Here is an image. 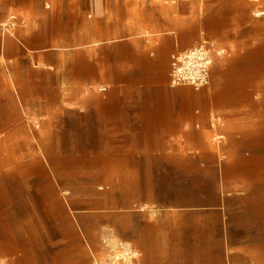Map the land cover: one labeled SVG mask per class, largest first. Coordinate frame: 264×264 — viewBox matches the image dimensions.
<instances>
[{
	"label": "crops",
	"instance_id": "0c3cea01",
	"mask_svg": "<svg viewBox=\"0 0 264 264\" xmlns=\"http://www.w3.org/2000/svg\"><path fill=\"white\" fill-rule=\"evenodd\" d=\"M172 4L0 0V22L17 18L13 34L0 37V59L22 68L11 75L18 90L32 92L26 112L32 120L58 123L64 136L88 139L98 155L127 156L114 166L119 178L88 182L106 186L95 203L110 211L93 217L105 218L111 232L120 229L123 264H264V98L253 83L257 72L205 39L213 47L211 67L215 58L229 63L210 71L203 89H211L209 98H178L186 91L168 85L170 56L199 41L181 32L187 20L169 18L182 7ZM2 74L0 108L3 85L10 89ZM85 89L94 92L86 97ZM18 199L0 204V212H31L36 201L41 218L48 217L44 197ZM9 247L0 242V261L11 258ZM21 247L14 249L18 261L26 258Z\"/></svg>",
	"mask_w": 264,
	"mask_h": 264
},
{
	"label": "rangeland",
	"instance_id": "374dc122",
	"mask_svg": "<svg viewBox=\"0 0 264 264\" xmlns=\"http://www.w3.org/2000/svg\"><path fill=\"white\" fill-rule=\"evenodd\" d=\"M169 3L182 6L175 12L170 11L169 18L189 22L181 30L185 38L192 43L206 39L226 48L239 57L241 68L251 66L257 72L253 83L260 91L257 97L263 99L264 0H169ZM15 29L4 36L0 34V37L11 36ZM229 60L226 57L215 58L210 71L213 72L223 62L229 63ZM8 63L0 59V77L3 73L10 85L9 90H5L3 85L1 95L0 204L16 205L18 197L39 196L49 202L50 212L48 217L42 212L41 218L38 202L33 200L31 212H0L1 244L8 248L14 245V249L17 244L27 249L23 251L25 260L18 261L19 254L13 249L8 251L12 252L11 258L0 261V264L127 262L128 253L121 243L120 229L111 232L105 218H95L110 211L106 206L100 208L95 203V193L103 198L106 186L102 185V190H99L88 184L90 180L100 182L108 176L119 178L121 172L114 170V166L120 165L127 156L98 155L97 148H91L88 139H75L71 136L73 132L64 136L58 123L41 118L39 122L32 120L26 114L32 92L18 90L19 79L11 75L22 68L6 67ZM178 90L186 91L178 94V98L183 99H205L212 94L211 89L195 91L187 86ZM93 92L91 89L81 91L86 97ZM49 93L57 94L55 91ZM46 103L53 106L58 101L50 99ZM180 161H185L184 157ZM99 167L113 169L96 170ZM8 196L16 199H3Z\"/></svg>",
	"mask_w": 264,
	"mask_h": 264
},
{
	"label": "built area",
	"instance_id": "2783aa9c",
	"mask_svg": "<svg viewBox=\"0 0 264 264\" xmlns=\"http://www.w3.org/2000/svg\"><path fill=\"white\" fill-rule=\"evenodd\" d=\"M17 26V18L10 16L0 25V34L9 33ZM212 44L200 40L189 49L174 53L169 59L168 85L170 88L187 86L195 91L210 85ZM98 91L104 92V88Z\"/></svg>",
	"mask_w": 264,
	"mask_h": 264
},
{
	"label": "bare ground",
	"instance_id": "6f19581e",
	"mask_svg": "<svg viewBox=\"0 0 264 264\" xmlns=\"http://www.w3.org/2000/svg\"><path fill=\"white\" fill-rule=\"evenodd\" d=\"M264 13V12H263ZM263 15V14H262ZM257 16H261V14H258ZM218 53V52H217ZM219 54V53H218Z\"/></svg>",
	"mask_w": 264,
	"mask_h": 264
}]
</instances>
